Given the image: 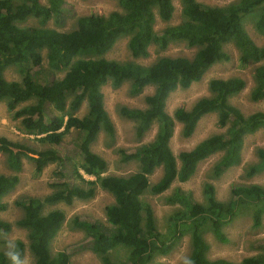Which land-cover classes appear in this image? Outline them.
I'll return each instance as SVG.
<instances>
[{
	"label": "trees",
	"instance_id": "trees-1",
	"mask_svg": "<svg viewBox=\"0 0 264 264\" xmlns=\"http://www.w3.org/2000/svg\"><path fill=\"white\" fill-rule=\"evenodd\" d=\"M117 1L123 12L115 11L108 16H83L78 18L75 30L60 32L49 28H22L17 23L35 18L44 24L51 18H58L62 13L63 0H47V5L40 0H0V102L6 100L12 118L18 120L28 134L38 137L40 142L57 146L69 130L79 131L82 135L78 144L82 160L80 170L96 179L85 182L88 188L63 183L44 199L28 197L16 202L23 211L17 224L28 229L27 249L35 264H73L64 251L52 255L49 249L50 242L64 222L63 212L53 210L44 214L42 206L57 202L69 205L74 198L88 199L94 195L95 185L113 196V203L105 209L107 226L78 218L75 224L87 233L92 250L102 264H148L153 251L167 255L182 237V226L189 219L193 229L191 253L186 264H264V254L246 257L240 263L207 257L208 244L200 233L201 228L210 225L216 240L227 242L222 227L234 213L232 202L224 204L215 200L212 185L208 184L204 189L207 205L192 202L189 195L180 191L169 199L181 204L185 210L174 214L173 236L167 242L160 240L152 209L141 201V196L148 190L161 194L174 181H187L201 161L221 152V158L213 167L215 177L220 176L241 162L244 138L264 128L263 112L245 116L229 103V99L245 87L241 78L212 79L209 82L211 96L200 98L190 109L177 108L172 116L165 110L166 100L173 91L189 88L200 81L212 65L229 59L224 51L228 43H233L239 50L241 66L264 61V47L254 44L242 23L246 15L257 11L259 16L255 28L264 31V0H239L225 7L181 0L182 22L167 26L159 33L153 30L154 9L158 17L167 22L173 16V0ZM123 35L130 36L128 49L133 59L146 57L151 44L163 50L172 42L183 41L197 51L192 59L162 57L146 67L133 61L117 63L102 58ZM43 50L47 51V65L51 70H67L61 80L43 84L28 73L22 75L21 82H8L4 78L7 67L40 66ZM253 77L250 98L257 102L264 99V64L255 68ZM108 81L114 87L130 81L131 95L140 94L149 85L155 87L154 93L145 98V108H121L119 111L121 116L136 122L135 135L138 138L157 124V133L151 142L131 153L120 152L122 162L137 161L140 166L138 172L128 177L102 176L106 164L90 150L100 131L113 134V125L104 108L101 93V87ZM68 96H72L69 105ZM33 99L36 100L34 104L18 109L19 105ZM85 100L89 104L85 117L78 118L68 113L67 109L77 111ZM49 107L51 112L47 110ZM53 111L68 114L67 118ZM214 112L217 113V124L227 127L226 132L204 139L191 150L180 152L176 158L169 147L175 122L182 124L181 134L187 138L194 133L203 116ZM0 151L8 153L9 165L15 171L20 170L19 156L27 153L37 156L31 157L36 174L41 173L48 163L57 160L53 151L36 152L6 138H0ZM259 156L264 159L262 151H259ZM262 164L264 166V160ZM157 168H162V176L156 183L150 184L149 176ZM256 170L252 168L250 174ZM18 182L16 175H0V212L6 209L3 197ZM231 195L233 200L255 198L260 201L264 200V188L257 184L233 186ZM262 213L264 208H259L254 215L259 218ZM10 230L11 225L0 220V233L6 234ZM116 248L128 250L124 261L111 259V252ZM11 251H18L23 259L26 246L18 240ZM0 264H10L5 252H0Z\"/></svg>",
	"mask_w": 264,
	"mask_h": 264
},
{
	"label": "rangeland",
	"instance_id": "rangeland-1",
	"mask_svg": "<svg viewBox=\"0 0 264 264\" xmlns=\"http://www.w3.org/2000/svg\"><path fill=\"white\" fill-rule=\"evenodd\" d=\"M196 1L210 7H225L237 3L239 0ZM40 2L43 5L48 4L47 0H40ZM173 5V16L167 22L162 21L158 17L156 9H154L155 23L153 30L155 33H159L167 26L182 22L181 0H173ZM115 11L123 12L117 0H63L62 13L58 18H51L44 24L38 19L29 18L25 22L17 23V26L71 32L76 29L77 20L80 17L90 15L108 16ZM258 16L259 12L257 11L248 14L243 18L242 23L244 31L254 44L258 47H264V31L260 32L255 28ZM129 38V35L119 37L113 47L101 57L117 63L133 61L146 67L154 64L162 57L192 59L197 51L196 48L188 47L183 41H175L163 50L155 44H151L146 57L133 59L128 49ZM224 51L229 57L227 61L215 63L205 72L200 81L193 83L189 88L177 89L168 96L165 110L169 115L172 116L177 108L190 109L200 98L211 96L209 82L212 79L227 80L231 78H241L245 82V87L240 93L231 97L229 103L239 109L245 116L256 112L264 113V99L255 102L250 98V92L254 86L255 68L260 64H264V61L241 66L239 50L233 43L226 44ZM41 54L43 61L40 66H10L5 69L4 78L8 82H21L22 75L28 73L34 80L43 84L61 80L67 70L60 72L51 70L47 65V51L43 50ZM129 88L130 81L124 82L119 87H114L111 81H108L101 87L103 105L113 125V134L110 135L100 131L95 141L90 145V150L106 164L102 176L128 177L138 172L139 163L137 161L122 162L120 152H133L139 146L151 142L157 133V124H153L143 137H136V122L121 116L119 112L121 108H145V98L154 93V85L145 87L138 95H131ZM71 98L72 96H68L67 105H69ZM35 101L33 99L23 103L18 106V109L34 104ZM47 110L51 112L52 108L49 107ZM67 111L75 117L83 118L89 112L88 101H83L77 111L69 109ZM53 113L65 116V118L68 115L55 111ZM217 123L216 112L207 114L200 119L194 133L186 138L181 134L182 124L176 121L173 136L169 142L173 155L178 158L180 152L191 150L204 139L212 135L225 133L227 127L222 128ZM0 138H6L11 142L25 145L36 152L53 151L57 156V160L48 163L41 173L36 174L35 162L31 159V157L36 158V155L32 153L20 155V170L15 171L9 165L8 153L0 151V175H16L19 178L17 185L2 199V202L6 204V209L0 212V220L9 223L11 230L6 234L0 233V252L11 251L15 242L20 240L26 246L23 257L25 264H35L34 257L27 249L29 244L28 229L17 224L23 216V211L17 206L16 202L28 197L44 199L57 190V185L63 183L88 188L85 182L95 181L96 179L85 175L80 170L82 160L78 154V144L82 139V135L79 131L69 130L64 135L61 144L57 146L40 142L37 140L38 137L28 134L20 122L12 118V114L7 110L6 100L0 102ZM259 151L264 153V128H260L244 138L241 162L227 169L220 176L215 177L213 167L221 158V152L201 161L195 173L187 181L179 182L176 180L161 194L146 191L141 196V201L153 211L160 240L167 242L171 239L173 236L172 218L177 212L185 210L181 204L170 202L169 199L180 191L189 195L192 202L207 205V196L204 189L206 185L210 184L214 188L215 200L224 204L232 202L234 213L231 220L222 227L227 242L217 241L210 225L201 228L200 233L208 244L207 257L210 260L222 259L240 263L246 257L264 254V213L259 218L254 215L257 209L264 208V200L259 201L255 198L233 200L231 195L233 186L257 184L264 188V166L262 164L264 159L260 158ZM252 168H257V170L250 174ZM161 176L162 168H157L149 176L150 184L156 183ZM112 203L113 196L97 185H95L94 195L88 199L74 198L69 205L64 202L44 203L42 213L46 214L53 210H59L65 216L61 229L50 242L51 254L56 255L64 251L73 264H102L101 259L92 250V243L87 233L84 229L76 226L75 222L78 218L80 221L98 222L107 226L105 209ZM189 221L190 219L182 226L183 235L172 251L167 255L153 251L148 264H186L191 253V233L193 229V225ZM127 255V249L116 248L111 252V259L115 262H121L126 259Z\"/></svg>",
	"mask_w": 264,
	"mask_h": 264
},
{
	"label": "clouds",
	"instance_id": "clouds-1",
	"mask_svg": "<svg viewBox=\"0 0 264 264\" xmlns=\"http://www.w3.org/2000/svg\"><path fill=\"white\" fill-rule=\"evenodd\" d=\"M10 264H25V261L22 259L21 254L18 251H8L5 253Z\"/></svg>",
	"mask_w": 264,
	"mask_h": 264
}]
</instances>
